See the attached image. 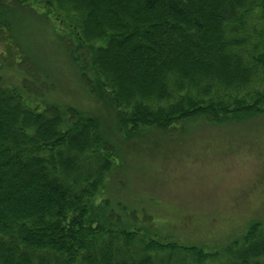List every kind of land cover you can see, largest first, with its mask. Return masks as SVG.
Masks as SVG:
<instances>
[{
  "label": "trees",
  "instance_id": "trees-1",
  "mask_svg": "<svg viewBox=\"0 0 264 264\" xmlns=\"http://www.w3.org/2000/svg\"><path fill=\"white\" fill-rule=\"evenodd\" d=\"M28 22L96 104L59 97ZM0 46V264H264L263 221L162 242L117 180L154 134L264 117V0H0Z\"/></svg>",
  "mask_w": 264,
  "mask_h": 264
},
{
  "label": "rangeland",
  "instance_id": "rangeland-1",
  "mask_svg": "<svg viewBox=\"0 0 264 264\" xmlns=\"http://www.w3.org/2000/svg\"><path fill=\"white\" fill-rule=\"evenodd\" d=\"M35 25L26 23L33 32L24 38L41 46L50 75L53 68L60 71L59 97L96 104L92 94L70 78L72 68L61 59L57 45L46 43L49 32ZM102 110L111 116L112 110ZM196 124L178 137L157 133L148 143L127 146L117 180L127 183L138 210L155 221L149 227L160 230L162 242L214 252L242 238L250 224L264 222V117L225 127ZM131 196L122 193L121 198L128 201Z\"/></svg>",
  "mask_w": 264,
  "mask_h": 264
}]
</instances>
